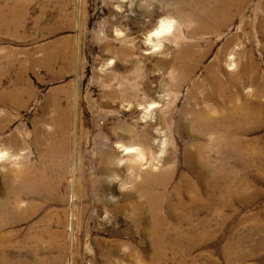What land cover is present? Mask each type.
<instances>
[{
	"label": "rangeland",
	"instance_id": "obj_1",
	"mask_svg": "<svg viewBox=\"0 0 264 264\" xmlns=\"http://www.w3.org/2000/svg\"><path fill=\"white\" fill-rule=\"evenodd\" d=\"M259 4L215 30L192 0H0L18 10L0 20V264H264V126L230 133L236 154L190 126L207 72L226 81L245 50L264 89ZM201 145L218 177L190 207L175 188ZM169 202L194 217L181 246L146 231Z\"/></svg>",
	"mask_w": 264,
	"mask_h": 264
},
{
	"label": "bare ground",
	"instance_id": "obj_2",
	"mask_svg": "<svg viewBox=\"0 0 264 264\" xmlns=\"http://www.w3.org/2000/svg\"><path fill=\"white\" fill-rule=\"evenodd\" d=\"M252 1L253 0H192L195 6L193 11L197 19L199 18L206 23H209L211 20H219L222 23L218 27H215V30L227 22H230L237 14H243L245 6ZM257 2L261 5L259 10L264 11V0H257ZM16 7L15 5L6 6L4 8L0 7V20H4L7 14H17L18 10ZM260 28L264 31V20L261 21ZM170 29L171 22L167 19H163L155 30L148 32L145 36V45L152 48L159 47L160 36L166 34ZM250 52L246 50L242 52L247 54V59L241 62L237 73L229 74V78L226 81L218 78V68H215V66L211 71L207 72V77L204 82L205 88L202 91V101L199 102L197 108L193 109L190 113V126L192 128L204 133L213 132L218 134L220 138L215 143L226 144V147L231 148V151L235 154L240 150V144L239 140L234 138L233 134L231 135L230 133L234 132L237 134L244 126L251 128L264 126V101L262 99L264 89L259 80L261 78V74L259 75L260 69ZM221 57L222 56H219L218 59H221ZM234 57H236V54L230 55L228 59V63L233 66L235 64ZM247 88L252 89L250 93L245 91ZM220 132H223L221 136H219ZM123 134L130 135L131 130L129 128H124ZM194 136L198 140L202 139L201 135ZM121 147L122 151L128 150V148ZM205 158L203 145L198 146L191 155L188 154L189 174L197 175L195 176L196 180L181 176L180 183L175 188L177 196L181 197L186 195L188 197V205L194 203L206 204L209 200L208 195L204 198L202 197L203 194L201 195L199 193L203 192V190L208 192V179L211 178L214 180L218 177V172L211 170L209 162ZM21 179L22 182L26 180L25 177ZM213 189L216 190L217 186H214ZM167 207L166 216L175 219V222L168 223L166 216L157 213L152 217L156 224L154 226L148 225L146 231L152 232L151 234L155 236L154 241L157 244L163 239H168L170 242L169 246H181L183 243L189 241V237L194 232L190 229L192 226L186 230H181V226L185 224L189 225L194 217L191 212L189 215L186 211V213L176 212L177 208L175 203L172 204L169 202ZM204 222L205 220L201 222L203 226L205 224ZM168 232L169 235H167Z\"/></svg>",
	"mask_w": 264,
	"mask_h": 264
}]
</instances>
